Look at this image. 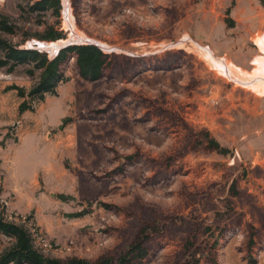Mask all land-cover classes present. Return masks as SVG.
Here are the masks:
<instances>
[{"label": "rangeland", "instance_id": "rangeland-1", "mask_svg": "<svg viewBox=\"0 0 264 264\" xmlns=\"http://www.w3.org/2000/svg\"><path fill=\"white\" fill-rule=\"evenodd\" d=\"M35 2L0 0V22L13 30L0 40L47 46L74 39L72 28L117 58L97 82L69 59L55 95L24 114L14 90L0 218L62 261L115 260L144 230L147 255L134 264H181L187 241L199 264H264V93L217 73L195 48L254 78L264 0ZM52 31L62 38L42 39ZM27 68H0L7 91L31 89L38 72ZM12 244L0 234V255Z\"/></svg>", "mask_w": 264, "mask_h": 264}, {"label": "trees", "instance_id": "trees-1", "mask_svg": "<svg viewBox=\"0 0 264 264\" xmlns=\"http://www.w3.org/2000/svg\"><path fill=\"white\" fill-rule=\"evenodd\" d=\"M53 0H36L34 7L39 10L47 9ZM59 7L58 0H54ZM0 31L12 33V27L0 22ZM60 32L52 31L42 39L56 41L61 39ZM0 68H5L8 73L21 66H28L25 74L33 77L38 72L37 82L26 92L22 87L12 86L8 90H15L22 99L18 112L33 111V105L42 102L45 95H55L56 88L63 82V66L73 58L78 76L86 82H97L104 79L111 72L117 56L114 53H105L100 48L91 44H74L61 49L54 57H48L44 52L35 49L17 48L0 40ZM125 59L132 61V57L124 55ZM143 58V57H142ZM131 59V60H130ZM208 147L219 153H225L219 144L205 136ZM0 234L13 240V244L0 255V264H134L142 261L147 251L145 245L148 235L141 230L134 242L117 259L102 258L95 262L71 258L65 261L48 258L34 248L31 233L23 226L4 222L0 218ZM194 242L187 241L184 249V260L181 264H199L198 252Z\"/></svg>", "mask_w": 264, "mask_h": 264}, {"label": "bare ground", "instance_id": "bare-ground-1", "mask_svg": "<svg viewBox=\"0 0 264 264\" xmlns=\"http://www.w3.org/2000/svg\"><path fill=\"white\" fill-rule=\"evenodd\" d=\"M67 15H65V18L67 19ZM69 18V17H68ZM71 25V24H70ZM71 27H72V25H71ZM71 31H72V36L73 37H76V35L74 34V32H73V30H72V28H71ZM80 39V38H79ZM59 43H61V42H58V44ZM182 44V43H181ZM57 44H49V45H47V47L48 48H52V47H54V46H56ZM258 45H259V48H260V50L262 51L261 53H264V40L261 38L259 41H258ZM178 47H180L181 48V46L182 45H177ZM195 48L197 49V52H198V50L201 52V54L203 55V59L204 60H206L207 62H209L210 63V65H211V67L213 68V69H215V71L217 72V73H219V74H221V75H223V76H225L226 78H231V77H237V79L238 80H240V84H243V85H246V86H250V89H253V91L254 90H256V91H259L258 93H264V83H262L261 81H258V83L257 84H254L253 82H255L256 83V81L257 80H259V78L261 77V75H264V70H263V68H264V62L261 60V59H258L259 60V62H261L262 61V63H258L259 65H258V67H256V68H259V69H256L255 71V73H253L254 74V78L250 75L249 77H247V78H244V77H246V76H241V74H239V73H241V72H236L235 70L233 71L231 68H229L228 66H225L224 64H223V62L222 61H220V60H218L217 58H215L210 52H208L206 49H202V48H200V47H197V46H195ZM200 52H198V53H200ZM256 61V60H255ZM256 63H257V61H256ZM228 65V64H227ZM262 70H263V72H262ZM253 79V80H252ZM236 80V79H235ZM251 81V82H250ZM239 82V81H238ZM252 83L254 84V85H252ZM249 88V87H248Z\"/></svg>", "mask_w": 264, "mask_h": 264}, {"label": "crops", "instance_id": "crops-1", "mask_svg": "<svg viewBox=\"0 0 264 264\" xmlns=\"http://www.w3.org/2000/svg\"><path fill=\"white\" fill-rule=\"evenodd\" d=\"M263 39V37H261ZM260 38V39H261ZM264 40V39H263ZM264 62V61H263ZM258 63H262L258 62ZM257 63V65H259ZM259 69V68H257ZM264 70V68H263ZM262 70V72H263ZM264 73V72H263ZM7 83L6 82H0V141L3 138V136L6 133L7 128L9 127V123L11 119L8 118V110H9V101L12 98H15V94H13L14 90L7 91L6 90ZM17 98L22 102V99H20L18 96ZM20 102V103H21ZM27 111L23 112L22 114L26 113ZM4 150L0 146V198L5 197L7 194L8 189V180L5 177L4 173H2L1 167L7 166V158L4 156ZM16 151L14 153H11V157L9 159V162L11 165L15 166L16 164ZM15 175V174H14ZM16 183L19 182V180L15 176Z\"/></svg>", "mask_w": 264, "mask_h": 264}, {"label": "water", "instance_id": "water-1", "mask_svg": "<svg viewBox=\"0 0 264 264\" xmlns=\"http://www.w3.org/2000/svg\"><path fill=\"white\" fill-rule=\"evenodd\" d=\"M74 44H91V45H95L98 47L97 44H95L94 42L90 41V40H81L78 38H74V39H69L66 42H61L59 44H57L56 46L52 47V48H48L46 46V43H39V42H35L33 44V46H30L29 48H25V49H35L38 50L40 52H44L46 53L49 57H54L61 49L70 46V45H74ZM103 50H107V51H112V49L109 48H103L100 47Z\"/></svg>", "mask_w": 264, "mask_h": 264}]
</instances>
